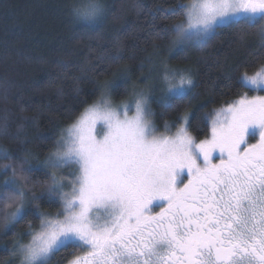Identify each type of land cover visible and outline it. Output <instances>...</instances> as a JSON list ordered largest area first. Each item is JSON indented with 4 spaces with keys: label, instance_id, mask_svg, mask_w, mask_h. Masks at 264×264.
Instances as JSON below:
<instances>
[{
    "label": "snow or ice",
    "instance_id": "snow-or-ice-1",
    "mask_svg": "<svg viewBox=\"0 0 264 264\" xmlns=\"http://www.w3.org/2000/svg\"><path fill=\"white\" fill-rule=\"evenodd\" d=\"M67 7L74 22L87 25H102L111 13L103 0ZM147 14L153 39H169V55L155 75L142 74L144 87L129 91L130 68L118 49L81 69L76 79H90L99 95L81 101L78 115L68 110L71 122L43 160L0 145L4 264H51L62 253L72 257L67 264H264V0H175ZM224 29L242 45L249 35L258 38L248 58L224 73L222 95L248 91L196 113L198 73L184 53L190 45L202 50ZM0 88L7 101L8 82ZM121 88L128 99L117 103ZM169 110L176 115L163 120L160 133L156 118ZM193 128L207 135L197 141ZM9 135L5 106L0 136ZM42 200L57 210H44Z\"/></svg>",
    "mask_w": 264,
    "mask_h": 264
},
{
    "label": "trees",
    "instance_id": "trees-1",
    "mask_svg": "<svg viewBox=\"0 0 264 264\" xmlns=\"http://www.w3.org/2000/svg\"><path fill=\"white\" fill-rule=\"evenodd\" d=\"M83 2L0 0V83L8 82L7 101L0 88V115L7 106L11 133L7 137L0 136V145L9 147L14 155H23L27 148L43 160L52 148V141L58 138L60 129L71 122L68 110L75 109L73 115H78L85 106L81 101L91 104L98 97L99 93L94 91L90 79H76L81 77V69L94 67L99 63V57L122 49L121 64L130 68L127 85L130 91L131 82L149 70L148 58L159 62L158 56L154 59L156 50L153 44L159 45L160 50L169 44L167 38L154 40L150 35L153 22L147 9L156 4L174 3L175 0H103L111 8V13L102 25L73 21L67 5ZM134 5H139L142 10L138 12ZM258 43L257 37L249 35L242 45L233 30L224 29L213 36L202 50L195 45L187 47L184 55L188 58V65L198 73L199 81L196 91L200 95L191 105L194 112L219 107L225 99H234L248 91L246 88L237 89L230 96L222 95L227 91L224 73L248 58V53ZM141 62L145 65L143 68L139 67ZM170 62L173 65L177 63L175 55ZM112 70H116L115 65ZM106 78H110V73L99 77L101 81ZM255 94L249 92V95ZM126 98L123 88L114 95L115 102ZM152 107L157 113L161 111L158 103L154 102ZM175 115L169 110L168 116H158L156 123L160 130L163 129V120ZM20 125H23V130L16 138ZM192 134L199 141L205 138L207 131L198 132L193 128ZM40 137L51 139L43 142ZM36 178L46 179L39 174L34 176ZM40 203L44 210L50 212H55L58 207H49L43 200ZM29 219L34 225L39 223L33 217ZM26 227L22 223L17 226V231L23 232ZM4 239L11 240V233ZM71 258L62 253L51 264H67ZM8 259L7 254L0 251V264Z\"/></svg>",
    "mask_w": 264,
    "mask_h": 264
},
{
    "label": "rangeland",
    "instance_id": "rangeland-1",
    "mask_svg": "<svg viewBox=\"0 0 264 264\" xmlns=\"http://www.w3.org/2000/svg\"><path fill=\"white\" fill-rule=\"evenodd\" d=\"M167 48V47H166ZM166 48H162L161 50H159V53L157 54V52L155 53V57H154V59L155 58H157L156 56H158V59H159V61L162 59V58H164L163 56L165 55V56H168L169 55V53L166 51ZM152 61V63H150V66H149V70H146V71H144V72H142L140 75H139V77H137L133 82H131L133 85H132V88H133V86L135 85V86H138V87H144L145 85H144V82H143V79H142V74L143 75H147V74H149V72H150V70H151V72H152V74L153 75H155V71H156V69L158 68V66H159V62L158 63H156V61H154V60H151ZM138 78H140V79H138ZM131 88V89H132ZM131 89H130V91H131ZM159 93H157V95H158ZM258 94V93H257ZM256 95V94H255ZM128 98H126V99H123V100H121V101H126ZM120 100L119 101H117V103L118 102H121ZM131 114V113H130ZM175 128H173L172 129V132L171 133H165V134H172V133H174L175 132ZM164 132V129H162V130H160V133H163ZM252 142H255V141H252ZM155 211H157L158 210V208H156V209H154Z\"/></svg>",
    "mask_w": 264,
    "mask_h": 264
},
{
    "label": "flooded vegetation",
    "instance_id": "flooded-vegetation-1",
    "mask_svg": "<svg viewBox=\"0 0 264 264\" xmlns=\"http://www.w3.org/2000/svg\"><path fill=\"white\" fill-rule=\"evenodd\" d=\"M158 210H159V209H158ZM158 210H157V211H158Z\"/></svg>",
    "mask_w": 264,
    "mask_h": 264
}]
</instances>
